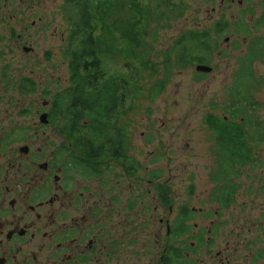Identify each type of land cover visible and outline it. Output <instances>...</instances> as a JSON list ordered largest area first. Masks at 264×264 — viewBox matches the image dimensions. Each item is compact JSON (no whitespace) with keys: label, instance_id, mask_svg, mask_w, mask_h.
<instances>
[{"label":"rangeland","instance_id":"rangeland-1","mask_svg":"<svg viewBox=\"0 0 264 264\" xmlns=\"http://www.w3.org/2000/svg\"><path fill=\"white\" fill-rule=\"evenodd\" d=\"M9 1H12L10 12H6L5 20L0 18V93L14 96L11 99L1 97L0 117L8 111L5 124L9 126L19 122L26 125L40 123V113L48 108L44 102L49 103L43 94L44 90L48 88L54 92L55 88L68 84V60L64 54L68 28L59 9L63 0ZM185 1L190 7L172 27L161 31V37L156 41L159 50L167 48L179 34L188 29L202 30L220 20L228 21L231 29L237 28L243 14L247 28L254 32L250 36L230 32L220 37L211 62L205 64L212 67L210 72L197 71V64L174 71L160 96L152 101L141 100L131 112L129 129L134 146L131 154L139 162L137 170L141 174L137 173L136 177L128 179L120 171V188L127 195L128 189L143 182L147 172L145 166H151V220L142 215L135 217L141 229L135 233L134 246H131V242L121 246L120 264H161L159 258L167 238L164 227L171 225L180 204L185 203L189 209L199 206L205 208L202 217L205 227L210 223L207 212L212 207V195L215 192L210 180L215 162V146L214 135L205 123V116L208 113L223 115L221 108L230 101L229 93L241 65L239 59L248 52L252 39L264 34V0H242V3H238V0ZM257 22L260 23L258 32L254 26ZM25 26H29V29L25 30ZM13 30L16 34H12ZM102 65L106 74L120 68L115 58L104 59ZM254 69L257 88L252 89L250 95L247 94L250 100L248 107L264 118V56L255 60ZM22 76L30 77L37 83L35 94L27 96L21 93L19 82ZM29 108L33 110L29 112ZM37 108L40 109L38 118L33 116ZM19 110H27L22 113V120L18 119L21 116L17 115ZM54 127V134L51 127L44 128L46 136L50 133L51 137H48L47 142L39 141L38 144L43 147V158L54 156L55 163L61 166L70 154V150L62 151L61 148H69V143ZM51 151L54 152L49 156ZM62 176L64 179V174ZM246 176L244 173L243 178ZM243 178L239 180L241 184L246 183ZM101 179V176L95 175L85 183L101 187ZM252 179L248 178L247 187ZM161 189L164 194L168 190L167 208L154 211V206H158L160 200H156L153 195L156 193L159 197ZM136 194L137 189H132L125 200L130 201L139 212L137 204L132 201ZM262 200L264 190L262 198L255 204ZM250 201L251 198L244 196L233 208L244 203L248 206ZM257 216L258 213H253L251 218ZM120 219L123 220L122 217ZM191 239L188 242L191 243ZM133 250L134 254H131Z\"/></svg>","mask_w":264,"mask_h":264},{"label":"flooded vegetation","instance_id":"flooded-vegetation-1","mask_svg":"<svg viewBox=\"0 0 264 264\" xmlns=\"http://www.w3.org/2000/svg\"><path fill=\"white\" fill-rule=\"evenodd\" d=\"M11 5L12 1L0 0L2 20ZM13 33L16 34L15 30ZM35 84L36 91L25 95L37 92ZM5 93H0V99L14 96ZM48 108L43 112L48 113ZM32 110L29 108V112ZM24 111L27 110L17 113L21 115L19 120ZM7 112L0 117V264H120L121 246L128 242L134 246L135 233L141 229L135 217L142 215L151 220V166H145L143 182L127 191L128 195L137 189L132 199L137 204V212L125 200L127 195L120 188V171L132 179L139 170L136 172L132 167L127 172L113 159L98 175L102 177L101 187L88 186L85 182L91 177L77 165L64 168L56 165L54 156L42 157L43 147L38 143L48 141L51 134L47 137L44 128L51 127L54 134V125L19 122L9 126L5 124ZM39 113L37 108L33 116L38 118ZM249 129L255 127L246 126ZM262 133L261 129L256 134L257 140H247L250 136L241 134L246 140L229 141L228 147L222 150L218 148L222 143L212 132L215 162L210 180L215 192L207 212L211 221L205 227L202 217L206 209L200 206L190 208L192 218L184 219L182 208L186 204H180L171 225L163 226L167 238L159 258L161 264H167L169 245L176 253V264H264V200L255 204L264 190ZM77 161L72 158L73 163ZM241 178L245 184L240 183ZM167 191L164 194L161 189L159 197L156 193L153 195L160 200L154 211L167 208ZM244 196L251 198L250 205L244 203L233 208ZM253 213L258 216L251 218Z\"/></svg>","mask_w":264,"mask_h":264},{"label":"trees","instance_id":"trees-1","mask_svg":"<svg viewBox=\"0 0 264 264\" xmlns=\"http://www.w3.org/2000/svg\"><path fill=\"white\" fill-rule=\"evenodd\" d=\"M189 7L185 0H63L59 9L68 28L64 52L68 84L54 92L48 88L43 92L50 104L49 123L69 143V148H61L70 150L61 166L75 164L92 177L100 175L102 167L116 159L125 171H131L139 162L131 154L134 146L129 121L139 102L160 96L174 71L209 64L220 37L230 32L245 36L254 32L247 28L243 14L237 28L231 29L228 21L220 20L202 30L188 29L159 50L156 41L161 31L172 27ZM259 25H254L256 32ZM248 49L239 59L241 65L229 93L230 101L221 108L223 115L205 116L222 150L229 141L246 140L241 134L247 133V140H257L261 129L264 140V121L256 111L249 110L247 98L257 88L254 63L264 56V34L254 37ZM110 58L118 60L120 68L106 74L102 64ZM19 85L23 94L36 91L30 77L22 76ZM246 126L255 129L246 130ZM72 158L78 161L73 163ZM182 209L184 219H191L192 211L186 206ZM166 259L167 264H176L172 245Z\"/></svg>","mask_w":264,"mask_h":264},{"label":"water","instance_id":"water-1","mask_svg":"<svg viewBox=\"0 0 264 264\" xmlns=\"http://www.w3.org/2000/svg\"><path fill=\"white\" fill-rule=\"evenodd\" d=\"M239 3H242V0H239ZM26 51H29V50L26 49ZM196 70L200 72H210L212 70V67L209 65H205V64H198L196 66ZM46 104L47 102L44 103V105ZM40 122L43 124H47L49 122V114L47 112H43L40 115Z\"/></svg>","mask_w":264,"mask_h":264}]
</instances>
